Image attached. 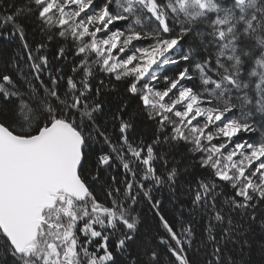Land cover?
Masks as SVG:
<instances>
[{
	"label": "snow or ice",
	"instance_id": "obj_1",
	"mask_svg": "<svg viewBox=\"0 0 264 264\" xmlns=\"http://www.w3.org/2000/svg\"><path fill=\"white\" fill-rule=\"evenodd\" d=\"M0 264H264V0H0Z\"/></svg>",
	"mask_w": 264,
	"mask_h": 264
}]
</instances>
